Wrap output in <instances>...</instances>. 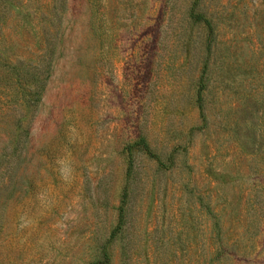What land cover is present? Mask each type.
Masks as SVG:
<instances>
[{
    "label": "rangeland",
    "instance_id": "374dc122",
    "mask_svg": "<svg viewBox=\"0 0 264 264\" xmlns=\"http://www.w3.org/2000/svg\"><path fill=\"white\" fill-rule=\"evenodd\" d=\"M192 3L0 0V264H264V0H201L204 122Z\"/></svg>",
    "mask_w": 264,
    "mask_h": 264
},
{
    "label": "trees",
    "instance_id": "16d2710c",
    "mask_svg": "<svg viewBox=\"0 0 264 264\" xmlns=\"http://www.w3.org/2000/svg\"><path fill=\"white\" fill-rule=\"evenodd\" d=\"M201 0H193V3L191 5V15L192 20L197 23L198 25L204 24V27H207L208 35L207 39L205 40V48H202V50L205 49L206 52V59L202 62V68L200 75L198 77L197 81V90H196V106L198 108L200 118L202 119V122L205 121V98H204V92L207 86L208 82V66H207V60L209 54L212 52L211 44L214 41V30L211 24V19L207 17L206 13L201 8ZM133 148L136 150H141L143 153H146L150 157H154L153 159L158 162V164H162L163 161H161L160 156L155 154L153 151V148L150 146L149 141L145 135H139L136 140H134ZM168 161L172 160V157L169 156Z\"/></svg>",
    "mask_w": 264,
    "mask_h": 264
}]
</instances>
